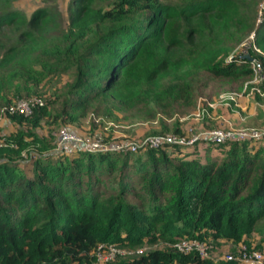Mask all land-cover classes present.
Returning <instances> with one entry per match:
<instances>
[{"label": "trees", "instance_id": "trees-1", "mask_svg": "<svg viewBox=\"0 0 264 264\" xmlns=\"http://www.w3.org/2000/svg\"><path fill=\"white\" fill-rule=\"evenodd\" d=\"M259 2L239 0L238 17L221 20L222 32L239 23L241 37L252 33L249 58L228 60L223 47V59L216 60L218 50L190 56L192 33L200 30L184 28L181 19L232 0H68L64 21L54 3L28 17L0 12V25L21 29L13 42L0 40V107L42 98L28 115L5 112L15 127L0 136V264H92L99 242L168 245L97 264H240L224 257L214 262L212 244L259 249L248 238L256 233L264 239V136L204 141L205 151L197 150L198 142H163L141 151L76 148L64 154L51 150L52 132L45 137L37 130L42 122L82 128L96 100L108 114L115 107L137 118L144 114L141 119L168 117L174 106L191 105L199 71L240 81L253 76V63L264 75ZM160 37L166 39L163 53L151 47ZM183 45L189 57L170 56ZM45 78L52 89L46 97ZM258 88L264 94V79ZM210 146L221 155L210 154ZM182 238L207 242V256L176 251L173 243Z\"/></svg>", "mask_w": 264, "mask_h": 264}, {"label": "rangeland", "instance_id": "rangeland-1", "mask_svg": "<svg viewBox=\"0 0 264 264\" xmlns=\"http://www.w3.org/2000/svg\"><path fill=\"white\" fill-rule=\"evenodd\" d=\"M68 0H0V12L5 10H16L20 14L28 17L30 13L37 7L45 4L54 3L58 11L65 20L66 4ZM177 2L179 0H170ZM236 1V2H235ZM239 0H232L233 3L222 7V9H215L209 13H203L195 15L191 18L181 19L184 28H199V33L193 32V41L191 42L192 51L190 56L200 58L206 56L208 50L216 51V60H219L222 56L223 48H226L228 52L227 56H224L225 60L231 59L234 56L247 54L242 52L243 45L250 40V35L240 36V31L237 27H241L239 23L230 25L228 29L223 28L221 20L228 17H236L239 12L238 2ZM264 5V0H260L258 4L257 14L260 16L261 7ZM238 17V16H237ZM183 28V29H184ZM21 31L19 27L14 24L4 23L0 25V40H5L6 43H11L15 40L18 33ZM166 39L160 37L152 44V49L157 53H163ZM189 45V44H188ZM223 47V48H222ZM244 49V48H243ZM242 52V53H241ZM170 56L178 58L180 60L189 57L187 54V47L183 45L182 49L170 50ZM207 57V56H206ZM254 75V74H253ZM264 76V75H261ZM253 77V76H252ZM252 77L246 80L237 81L236 79H227L222 77H213L205 71H199L192 81L194 86V96L191 105L188 106H174V110L168 117L162 115H156L154 119H141L136 117L131 112L122 111L117 108L108 110L110 113H106L103 110V101L96 100L91 107L86 108L81 121L82 128H78L75 124L61 123V124H46L40 123V127L37 129L40 135L47 136L48 132H52L54 136L52 151L62 152L64 154H70L78 146L76 142L70 141L67 143L60 142L61 135H59V129L65 127L67 130L76 133L82 140L83 148H91V140H93V134H98L101 140L110 150L116 145H124L126 143H135V151H141L145 148V141L153 136H170L169 138L179 140L176 142L186 143L187 140L192 137H198L192 143H197V150L205 151L207 145L204 143L208 140L203 138V134L213 129L222 130V132L231 133V137H226L228 141H239L234 136L242 131L249 133L252 130L258 131L264 136V94H259L258 91L252 90L253 87H258V82ZM65 76H63V79ZM41 86L43 96L52 90L48 89V81L45 78ZM43 80V81H44ZM47 85V86H46ZM122 88V87H121ZM244 92L238 96L235 100H227V104L214 103L218 96L223 93L231 92ZM9 94V93H8ZM13 100V99H12ZM13 102V101H12ZM3 106L0 107V136L8 134L15 127L8 116L1 111ZM98 112H93L94 109ZM114 116V118L112 117ZM158 118L161 119L158 120ZM93 124V126H92ZM94 125H96L95 128ZM166 125L167 128H163ZM173 129H176L174 131ZM155 130H160L157 134ZM93 131V132H92ZM205 141V142H204ZM67 146L68 150L63 151V146ZM114 150V149H113ZM210 154H216L220 156L219 150L215 147H208ZM224 151V150H223ZM27 174H30V165L24 167ZM136 201V198H132ZM138 201V200H137ZM249 245L259 243V249L263 253L264 264V239L262 234H252L249 238ZM240 243H232L230 241H221L219 243L212 244L211 250L208 256L217 262L222 259L226 253L232 254L233 258H236L239 252ZM167 242H159L154 245H147L145 250H149L152 246H167ZM98 261L93 260L92 264H97ZM115 263V261L113 262Z\"/></svg>", "mask_w": 264, "mask_h": 264}, {"label": "built area", "instance_id": "built-area-1", "mask_svg": "<svg viewBox=\"0 0 264 264\" xmlns=\"http://www.w3.org/2000/svg\"><path fill=\"white\" fill-rule=\"evenodd\" d=\"M250 37H252V33L250 35ZM247 43V42H246ZM247 45L244 44L243 48H242V52H245V47ZM255 49H257L255 46H253ZM241 52V53H242ZM253 71H254V75H253V79H255L258 83L261 81V79H264V76H261L257 69H255L253 63ZM252 90H256L259 92V94H263V92L260 91V89L258 87H253ZM244 92V90L242 92H231V93H223L220 94L217 98L216 101H214V103H222V104H227V100H235L238 96H240L242 93ZM42 103V98L39 96H30V97H26V98H17L15 100H13V102H11L10 104L2 107L1 111L2 112H8V113H19V114H23V115H28L31 113L32 108L37 105ZM59 135H61V140L60 142H76L78 144L77 148H83L82 146H80L83 142L80 139V136H78L76 133H73L69 130H67L65 127H61L59 129ZM93 140H91V148H86L87 150H107L108 148H106V146H104L103 142L101 140H99V136L98 134H93ZM231 133H227V132H222V130L219 129H213V130H209L206 132V134H203V138L208 140V141H213V142H222L226 139V137H231ZM170 136H153L148 138L145 141V146H149V147H157L159 146L161 143L163 142H176L179 140H175V139H171L169 138ZM262 134H260L258 131L256 130H252L249 133H246L244 131L236 134L234 136V138H237L239 140L242 139H258L261 138ZM198 137L194 136L192 137V139L187 140V144H190L192 141H194L195 139H197ZM135 143H126L124 145L120 144V145H116L114 148V150H119V149H123V148H127L129 147V149L131 151L135 150ZM63 151L66 152L68 150L67 146H63ZM137 147V146H136ZM85 149V148H84ZM239 252L236 256V258H233L232 254L230 253H226L223 257L225 259H235L237 260L240 264H263V253L261 252L260 249H256V248H247L246 245L244 243H240L239 244ZM173 246L175 248L176 251L182 252V253H186L189 251H195L200 257H205L208 254V249H209V244L207 242H205L204 240H200V239H195V238H182L179 239L177 241H175L173 243ZM147 248V246H138L135 248H130V247H126V246H118L117 244L113 243V242H99L96 247L95 250L93 252V255L95 257L96 261H101V262H107L110 260H113L114 258H116L117 256H130L132 254H140L141 252H143L145 249Z\"/></svg>", "mask_w": 264, "mask_h": 264}, {"label": "water", "instance_id": "water-1", "mask_svg": "<svg viewBox=\"0 0 264 264\" xmlns=\"http://www.w3.org/2000/svg\"><path fill=\"white\" fill-rule=\"evenodd\" d=\"M243 56L249 58V55L248 54H243Z\"/></svg>", "mask_w": 264, "mask_h": 264}]
</instances>
